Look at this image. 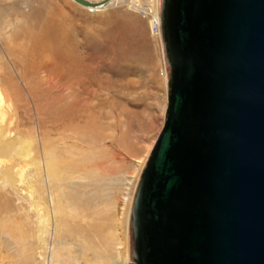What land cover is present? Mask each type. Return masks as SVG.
I'll return each instance as SVG.
<instances>
[{
	"label": "rangeland",
	"instance_id": "1",
	"mask_svg": "<svg viewBox=\"0 0 264 264\" xmlns=\"http://www.w3.org/2000/svg\"><path fill=\"white\" fill-rule=\"evenodd\" d=\"M91 1L94 6L110 0ZM141 1L144 7L139 9L127 0L95 12L78 0H0V19L10 23L6 36L21 47V61L1 50L5 58L0 73L9 83L4 81L0 89L5 102L11 99L19 130L38 137L40 152L41 135L55 149L59 178L53 185L45 175V196L52 208L49 188L55 189L62 207L47 246L41 248L37 238L42 223L34 210L2 216L0 264H134L131 200L164 123L171 73L166 44L154 36L157 20L150 25L153 15L147 0ZM157 3L162 13L163 0ZM50 34L57 40L40 43ZM58 45L76 55L80 62L73 67L79 71L81 66L82 72L60 99L40 96L39 106L25 84V72L36 70L27 69L31 58L44 52L55 67L57 62L68 65ZM15 84L17 95L11 89ZM20 187L21 196L27 197ZM12 192L17 199L19 193Z\"/></svg>",
	"mask_w": 264,
	"mask_h": 264
},
{
	"label": "water",
	"instance_id": "2",
	"mask_svg": "<svg viewBox=\"0 0 264 264\" xmlns=\"http://www.w3.org/2000/svg\"><path fill=\"white\" fill-rule=\"evenodd\" d=\"M162 14L168 105L134 196L135 264H264V0Z\"/></svg>",
	"mask_w": 264,
	"mask_h": 264
},
{
	"label": "bare ground",
	"instance_id": "3",
	"mask_svg": "<svg viewBox=\"0 0 264 264\" xmlns=\"http://www.w3.org/2000/svg\"><path fill=\"white\" fill-rule=\"evenodd\" d=\"M157 1L158 0H147V4L145 5L147 10H149L150 13L153 15L152 19L150 20V25L153 26L155 20H157L158 23L159 31L157 33L154 32V36L156 40L160 41L161 38L163 42H165L163 35V14L159 10ZM125 3H127V0H110L108 1V3H104V4L101 3L99 5L91 6V4H93L91 1V3H89L90 5H87V7L88 9L95 12H99V11L103 12L104 10L108 9V7L114 4H125ZM131 4L132 7L136 9H139L140 7H144L141 0H132ZM0 22H1L0 23V64L4 62V58H5L3 54L4 52H1V50L3 49L5 50V54H7L8 51V53L10 54L9 56H13L14 53V55L17 56V58H19V60L21 61L20 54L18 55L17 53L18 50L21 49V47L19 46L18 43L16 44V42L11 45L6 36L7 29L10 23H6V19L4 18H1ZM1 24H3L2 27ZM54 36L55 35H51V34L49 36H45L46 38H42L40 43L47 41L49 42L53 40L56 41L57 39ZM61 46L63 47L64 45ZM57 47L58 50L64 53V56H66L68 59V65L64 67H60L62 64L59 66L58 62L56 63L57 67H55L53 65V63L55 62L54 59L53 61H50L48 54L45 52L40 54L39 56L38 54H36V57H32L31 58L33 59L32 64L28 68L26 64L20 63L21 67H23L25 70L26 68L27 69L36 68V70L32 71L33 72L32 74H28L25 72V77L29 78V81H27L28 83L25 82V84H28V89L32 98L40 102L38 104L39 106H42L40 105L42 102L40 101V96H48V98L52 97L56 99L58 97L61 98V93H63L65 88L69 86L71 79L82 72L81 66L79 68V71H78V66H75V68L73 67L74 63L79 64L80 62V61L78 62V60L76 59L75 57L76 55L74 54L69 55L67 51L61 49L59 45ZM57 47L55 46V48ZM23 56L24 55L22 54V57ZM164 78H165V82H167L168 74L165 73ZM6 79L7 77H5V74L3 75L0 73L1 85L6 84L3 83L4 81H7ZM63 79H66L65 81L67 82L62 81ZM169 81L170 78L167 83L168 92H169ZM7 82L9 83V81ZM15 86L17 85L15 84L11 89L14 90ZM68 88L70 89V87ZM51 91H53V96L51 94ZM12 94L17 95V89L12 91ZM10 101L11 99L9 98L8 99L9 103L5 102V100L3 99V94L0 89V221H2L1 220L2 216H4L7 219V217L10 218L11 216L18 215L19 212H24L28 214L29 212L27 213V211L34 210L35 213H37L36 215L35 214L34 215L35 216L38 215L42 223V225L39 226L38 228L39 233L41 234H38V238H37L39 241V246L37 248H41L42 246L43 247L47 246L49 233L51 231V226L53 225V220L55 222L57 221L58 209L62 208L57 204L59 202V198L55 199L54 196L56 193L55 189H51V187L49 188V196H50V200H51L50 202L52 208L49 205V201L47 197L45 196V194L47 193V188L45 184L46 181L45 175L48 181L52 182L53 185L55 181L59 178L58 168L56 165L57 160L55 157L56 151L53 148L52 144H50V141L44 142L43 136L41 135L39 136V138L43 148L42 151L40 152L38 147L40 146L38 137L35 135L32 137H26L19 130V124H17L18 121L14 120V116H16L17 113L16 110H11ZM67 113L68 112H66V114ZM153 146H151L150 150L148 151V157L152 151ZM141 162L142 163L145 162L144 158H142ZM21 185L24 188H21L20 187ZM19 187L27 193L28 195L27 197L21 196V194L19 193L21 191ZM12 191L19 193L17 194L19 196L14 194L16 195L17 199L11 198V194L13 193ZM131 202L132 203H131L130 213L132 212L134 196ZM26 214L25 216H27ZM126 221L127 219L125 220V222ZM33 225H35V223ZM83 230L84 228H82V232ZM2 233L5 234L7 233L5 231V228L3 229ZM33 236L34 235L32 234V237ZM84 236L87 237V230H85ZM41 255L42 257H45L43 251L41 252ZM58 255L59 253L57 254L56 252L55 256Z\"/></svg>",
	"mask_w": 264,
	"mask_h": 264
}]
</instances>
